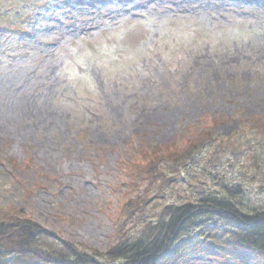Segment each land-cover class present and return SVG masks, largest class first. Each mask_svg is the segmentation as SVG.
<instances>
[{
	"label": "rangeland",
	"instance_id": "374dc122",
	"mask_svg": "<svg viewBox=\"0 0 264 264\" xmlns=\"http://www.w3.org/2000/svg\"><path fill=\"white\" fill-rule=\"evenodd\" d=\"M202 1L0 0V208L104 252L145 189L130 162L203 130L212 139L182 171L163 167L171 181L144 216L155 197L180 204L223 183L264 207V0ZM175 263L240 264L192 250Z\"/></svg>",
	"mask_w": 264,
	"mask_h": 264
},
{
	"label": "trees",
	"instance_id": "16d2710c",
	"mask_svg": "<svg viewBox=\"0 0 264 264\" xmlns=\"http://www.w3.org/2000/svg\"><path fill=\"white\" fill-rule=\"evenodd\" d=\"M254 125L262 126L264 121L255 120ZM211 135V130H203L184 147L141 149L142 158L133 159L126 169L134 189H145L122 205L116 217V242L104 252L81 250L19 208H0V264H176L191 250L209 251L214 258L235 259L240 264L246 259L242 260V254L248 253L255 264H264V207L238 202L237 197L243 196L238 185L223 183L219 190L180 204H161L155 197L150 207L159 205L158 211L144 216L152 200L150 190L171 181L163 167L182 171ZM191 226H197L196 234L185 238Z\"/></svg>",
	"mask_w": 264,
	"mask_h": 264
},
{
	"label": "bare ground",
	"instance_id": "6f19581e",
	"mask_svg": "<svg viewBox=\"0 0 264 264\" xmlns=\"http://www.w3.org/2000/svg\"><path fill=\"white\" fill-rule=\"evenodd\" d=\"M211 5V1L210 0H205V1H202L201 3L198 4L199 7H210Z\"/></svg>",
	"mask_w": 264,
	"mask_h": 264
}]
</instances>
